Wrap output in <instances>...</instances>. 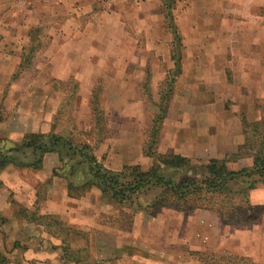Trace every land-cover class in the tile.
I'll list each match as a JSON object with an SVG mask.
<instances>
[{
	"label": "crops",
	"instance_id": "obj_1",
	"mask_svg": "<svg viewBox=\"0 0 264 264\" xmlns=\"http://www.w3.org/2000/svg\"><path fill=\"white\" fill-rule=\"evenodd\" d=\"M1 1L0 103L2 86L16 74L21 62V37L27 40L24 34L29 30L40 31L38 24L45 16L44 29L49 41L41 47V59L50 65L49 73L58 80L75 75L84 96L82 105L90 112L94 87L101 83L102 107L108 116L106 127L118 133L105 132L96 148L83 143L92 147V154L108 170L119 171L125 165L135 164L147 168L153 162L144 152L147 139L133 141L136 145L132 152L130 149L127 126L144 106L143 98L134 97L137 81L143 87V80L152 91L159 88L150 128L162 105H166L161 124L167 126L163 134L160 127L156 150L191 159H221L236 151L235 139L236 134H242L241 123L238 121L233 130L232 120L221 118L230 94L236 96L234 105L239 111H251L258 99H264V0H15L10 8H3H9L5 12L1 11ZM39 2L43 3L40 8ZM167 14L168 26L175 27L180 35L177 44L172 27H166L163 21ZM129 18L134 23L131 28L126 22ZM142 32L145 43L141 44L138 34ZM148 59L150 68H146ZM227 67L234 74L229 81ZM52 92L59 96L58 90ZM164 94L166 97L162 98ZM51 106L58 103L47 102L41 109L50 112ZM182 109L186 119L180 123L177 117ZM17 110L20 109H15L5 123H21L17 126L24 134L44 133L54 126L52 113L44 114L39 122L41 116H24ZM211 111L218 112L215 116L221 118L216 123V133L208 123ZM190 127L204 131L200 134ZM209 139L213 143L206 149L203 143ZM244 159L250 161L245 160L238 169L252 164L251 157ZM60 165L58 154L48 152L40 169H24L35 177V184L30 182L33 177L20 180L28 196L19 200L21 205L30 210L38 207L41 213L55 216H64L70 209L76 211L77 203L95 205L98 197L115 205L97 188L81 197L70 196L66 179L54 174L61 172ZM19 171L16 166L5 167L0 172V186L10 190V173L13 176ZM251 201L264 204L257 188L251 192ZM137 213L145 216L146 236L159 227L155 226L158 223L166 232L160 245L157 239L161 237L153 232L155 242L146 248L153 256V264H203L195 252L204 249H222L254 264H264V214L248 224H225L216 213L205 209L178 212L161 208L155 216ZM69 218L76 222L74 215ZM179 243L186 246L184 251L170 249Z\"/></svg>",
	"mask_w": 264,
	"mask_h": 264
},
{
	"label": "rangeland",
	"instance_id": "obj_2",
	"mask_svg": "<svg viewBox=\"0 0 264 264\" xmlns=\"http://www.w3.org/2000/svg\"><path fill=\"white\" fill-rule=\"evenodd\" d=\"M14 1L15 0H2L1 11H7ZM42 4V2L38 3L39 8ZM5 6L9 8L4 10L3 8ZM17 7L19 9V6ZM42 18H44L43 21L41 24H38V27L41 29L40 31L33 32L29 30L27 34H24L27 40L21 37L24 43H22V46L18 49L19 57L21 55V62L22 57L26 60L23 64H28L26 66L23 65L24 68L17 69L16 76H12L1 88L0 139L4 140L1 145L8 148L13 143L22 139L24 133L17 126L21 123L15 124V120L14 123H9V126L5 123L15 109H20L17 111L24 116H41V119H38L39 122L43 120L44 114L47 112L52 113L54 126L50 127V130L44 133L52 132L64 137H69L77 143L88 142L96 148L105 132H107L106 134H108V132L110 134L118 133L115 129L113 130L110 127H106L108 116H106V112L102 107L101 83H96L94 87V94L97 96L96 104L98 105V110H100V116H98L90 112L89 108L88 110H86V108L84 109L82 105L84 96L80 93V86L75 75L65 80H58L54 75L49 73L51 68L50 65L42 61L43 50H41V47L49 41L46 30L44 29L46 26V22H44L46 18L45 16ZM59 18H62V16H59ZM163 21L166 23V27H170L168 26L170 25L168 14ZM126 22L128 23V28H131L130 26L134 24L130 18L127 19ZM138 38L141 44L142 42L145 43L144 32H142L141 35L139 33ZM40 44L41 46L38 48ZM149 60L150 59H148L146 68H150L151 66ZM20 63L17 65L18 67ZM226 69L229 71V73L228 71L226 72L228 73L226 75L229 81L234 74H232L230 67ZM149 74H152V72H149ZM170 76H173V74L170 73ZM142 82L143 87L137 81L134 91L136 94L133 95L138 98V100L140 98L144 99L143 111H140L138 117H133V121L129 122L127 126L131 152L134 149V145H136V142L133 143V141L138 142V139H142V141L146 139L147 141L150 140L149 119L153 117L155 111L153 105L159 99V88H157L156 91H152L149 86V88H147V86L144 85L145 83L143 80L141 83ZM222 87L224 90V86ZM56 90L59 91L58 97L50 93ZM230 95L231 96H229L224 103V112L221 111V118L226 116L228 118L227 120H232L233 130L236 129V123L240 121L242 134H236L235 139L236 146H239L244 143L246 137L244 134L243 121L252 124L264 118V99H258L251 111H239L234 105L237 101L236 96ZM47 102H52L53 104L58 103V106H51L50 112L41 109V105ZM25 107L29 108L25 109ZM215 115H218V112L211 111L210 119L208 120L212 128L211 131H214L213 133L217 132L218 126H216V123L221 120L220 117ZM177 118L180 123H183L186 119V111L182 109L178 113ZM38 120L35 121L37 122ZM161 123L162 122L159 124L160 127L162 125ZM164 126L162 125V134L167 125ZM192 128L193 130H198L200 134L204 131L201 127H190V129ZM176 131L179 132L178 129H176ZM246 132L247 136L252 138L253 133L251 126L247 127ZM204 142L203 145L207 147L206 149H210L209 146L213 143L212 140L209 139ZM237 149L238 147L235 152L224 157L230 160L228 165L232 169H238L237 166L241 163L244 164L245 160L247 162L250 161L244 158L251 156L234 158L232 155L238 151ZM62 155L64 163H66L64 168L61 167L62 165L59 167L60 169L63 168L61 169V175L63 176V173L69 172L68 167L71 166V163L74 165L76 164L75 161H71L65 152H62ZM204 155L206 154L204 153ZM191 160L195 164H200L206 162L208 159L193 158ZM142 167L146 168L144 165H142ZM17 169L20 170L18 174L15 173L12 176L10 173V177L8 176L10 181L13 180V185L12 187L10 186V190H6L2 185L0 186V214L9 219L8 222L2 224L0 227V250L7 254L10 260L9 264H153L151 260L153 256L148 253L146 248L148 246L151 247L155 242L152 238L153 232H156L155 236L161 237V239H157V244L160 245V241L163 242V235L166 232H163L164 230L160 228V226H163L162 223H160V225L159 223L155 224V226L159 227L151 229L152 231L149 233V236H146L144 234L145 216L140 213H134L131 215L130 219L120 220L117 207L108 202L107 199L105 200L98 197L95 205H84V202L77 203L76 211H71L70 209L67 210L64 216H57L58 220L63 222L67 229L46 226L45 224L48 222V219H43L42 222L44 224L39 226L36 222L29 223L19 218L16 215V210L18 208L16 203L21 204L19 200H24L28 197L24 187L20 184V180L23 178H28V180H30L33 175L30 172L24 171V169H27L26 167H17ZM34 179L35 177H33V180H30L32 184H35ZM261 189L262 187L257 188V190L262 192L264 197L263 189ZM255 192L256 191H254V195ZM255 196L258 197L257 195ZM39 199L40 196H38V202ZM259 199L256 201H259ZM69 206H71V204H69ZM93 206H95L94 209L91 208ZM36 209L38 213H41L38 207H36ZM70 215L71 217L73 215L76 217L75 223L69 220ZM63 241H65L63 244L69 246V251L72 252L71 255L74 261L65 260L63 249L58 246H61ZM14 242H18L19 244V247L16 249H13ZM53 246L58 247L53 248ZM172 246L173 247H170V249H174L175 251L182 252L186 249V246L182 243ZM199 252H201V254H199L198 257L202 258L203 264H254L248 258L247 260L239 259L238 255H234L222 249H204Z\"/></svg>",
	"mask_w": 264,
	"mask_h": 264
},
{
	"label": "trees",
	"instance_id": "obj_3",
	"mask_svg": "<svg viewBox=\"0 0 264 264\" xmlns=\"http://www.w3.org/2000/svg\"><path fill=\"white\" fill-rule=\"evenodd\" d=\"M166 5L168 7L169 2ZM170 27L177 44L180 35L175 27ZM25 61L22 57L18 69L28 64H23ZM15 76L16 74L13 77ZM165 97L166 94L162 98ZM91 103L93 113L100 116L96 95L93 96ZM163 105L153 119L150 140L144 149L145 154L152 157L150 167L143 168L139 164L125 165L119 171H111L104 168L96 159L89 144L77 143L69 137L52 132H37L24 134L20 142L13 143L8 148L1 145L4 140L0 139V172L8 165L40 169L43 156L48 152L58 153L62 162L61 167L64 168L66 163L62 152H65L76 165L70 161L68 173H63L62 176L61 172L54 171V174H60L66 179L68 194L72 197H81L92 188H97L102 196L115 204L120 220L130 219L136 212L155 216L161 208H171L178 212L205 209L216 213L225 224H248L263 215L264 204L253 203L251 192L258 187L264 189V118L252 124L243 121L245 141L238 146V151L232 156L234 158L251 156L252 164L232 169L228 165L230 160L226 158H209L206 162L195 164L191 158L180 154L159 153L156 150V143L160 131L159 124L166 110V105ZM249 126L253 133L252 138L247 136ZM16 204L18 205L16 215L26 222H36L42 226L44 224L42 220L48 219L46 226L66 228L55 215L38 213L36 208L30 210L19 203ZM8 221L6 216L0 214V227ZM63 243L65 241L58 246L62 247L65 260L74 261L69 246ZM17 247L18 242H14L13 249ZM195 253L201 254L199 251ZM239 259L247 260L244 257ZM9 263L7 254L0 250V264Z\"/></svg>",
	"mask_w": 264,
	"mask_h": 264
}]
</instances>
